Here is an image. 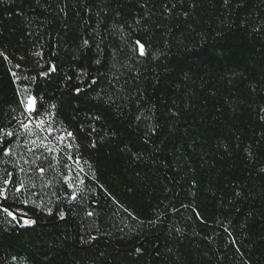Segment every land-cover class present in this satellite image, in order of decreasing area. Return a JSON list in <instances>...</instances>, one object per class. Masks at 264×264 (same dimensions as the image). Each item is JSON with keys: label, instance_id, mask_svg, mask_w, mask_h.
Segmentation results:
<instances>
[{"label": "trees", "instance_id": "trees-1", "mask_svg": "<svg viewBox=\"0 0 264 264\" xmlns=\"http://www.w3.org/2000/svg\"><path fill=\"white\" fill-rule=\"evenodd\" d=\"M28 96L84 178L0 152V264H264V0H0L6 148Z\"/></svg>", "mask_w": 264, "mask_h": 264}, {"label": "rangeland", "instance_id": "rangeland-1", "mask_svg": "<svg viewBox=\"0 0 264 264\" xmlns=\"http://www.w3.org/2000/svg\"><path fill=\"white\" fill-rule=\"evenodd\" d=\"M34 64L38 65L39 61L35 57H31ZM33 100L35 105V98L28 96L24 98L25 109L29 102ZM41 122H43L44 130H41ZM21 123L28 124V129L25 130L21 127L19 142L14 141L13 149L14 157L20 162L21 167L28 170L35 160L40 156H50L55 160V164L58 169L67 170V181L76 190L79 188L82 179L84 178L85 165L80 158L75 157V141L73 139L72 131L61 124H59L53 115V113H45L36 116L34 112H27L21 119ZM48 127H52L54 132L49 134ZM67 133H71L68 136ZM63 138L62 140L60 138ZM35 141V144L32 143ZM21 146H17V144ZM71 145V147H68ZM48 149H51L49 151ZM23 151V159H21V152ZM71 157V158H69ZM24 159L29 160V163L25 164ZM2 182V176L0 173V184Z\"/></svg>", "mask_w": 264, "mask_h": 264}, {"label": "snow or ice", "instance_id": "snow-or-ice-1", "mask_svg": "<svg viewBox=\"0 0 264 264\" xmlns=\"http://www.w3.org/2000/svg\"><path fill=\"white\" fill-rule=\"evenodd\" d=\"M225 2H227V0H225ZM84 43H85V45H87L88 44V41L85 40ZM136 43L139 46L140 55L143 56L145 54V46H144V44H142L140 41H137ZM98 53H99V48H98ZM95 62L97 64H99L100 63V60L97 59ZM69 79H71V78H69ZM96 82L97 81L95 79L92 80V84H96ZM76 91L79 92L80 89L77 88ZM109 99H111V98L109 97ZM25 110L27 112H35V111H37V109H36V107L34 105L33 100H29V102H28ZM13 119H15V117H13ZM137 119H139V117ZM20 126L23 127L26 131L29 130L28 129V124H26V123H21ZM40 127H41V130H44V128H43V122H41ZM47 131L49 132V134H52L54 132V129L52 127H48L47 128ZM21 135H22V133H20L19 131H12V132H4L3 133V137H16L18 142H19V137ZM67 135L68 136H71L72 134L71 133H67ZM60 139L62 140L63 138L61 137ZM32 143L35 144V141H32ZM17 146H21V145H19V143H18ZM68 147H71V145H68ZM48 150L51 151V149H48ZM0 152L3 153V156L4 157H9V156L15 155L13 149L6 148L4 146V142H3V139L2 138H0ZM20 155H21V159H23V151L21 152ZM69 158H71V157H69ZM5 163H7V161H5ZM24 163L25 164L29 163V160L24 159ZM15 164H16V162L13 161V166L14 167H15ZM20 171L21 172H27V170L24 169L23 167L20 168ZM40 172L43 173L44 172V169L43 168H40ZM11 176H12V173L9 172L8 173V178H6V179L3 180V184H4L5 187L0 188V201H6V200L9 199L10 192H9L7 186L12 183ZM69 187H71V185H69ZM24 188H25V184L21 181L20 184H19V186L15 188V191L17 193H19V192H21V189H24ZM13 199H16V197H13ZM76 199H77V197L75 195H73L72 196V200L75 201ZM0 210H3L4 212H6V214L9 217H11L13 220L16 219V216L13 214V212L9 211L8 208L5 206V204L2 203V202H0ZM60 217L63 218V213L62 212L60 213ZM23 221H24L25 224H30V223H33L34 222L33 220H29L27 218H23ZM13 259L15 260L16 258L13 257Z\"/></svg>", "mask_w": 264, "mask_h": 264}]
</instances>
